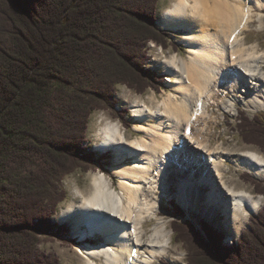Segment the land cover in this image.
<instances>
[{
	"label": "trees",
	"instance_id": "obj_1",
	"mask_svg": "<svg viewBox=\"0 0 264 264\" xmlns=\"http://www.w3.org/2000/svg\"><path fill=\"white\" fill-rule=\"evenodd\" d=\"M158 1L0 0V264H59L41 239L74 245L52 219L67 197L62 181L96 167L109 174L108 157L86 144L90 115L115 114L118 85L164 89L144 66L148 43L177 48L158 27ZM238 112L235 130L264 153V120ZM243 179L264 197V179ZM172 208L186 264H264V203L230 244Z\"/></svg>",
	"mask_w": 264,
	"mask_h": 264
},
{
	"label": "bare ground",
	"instance_id": "obj_2",
	"mask_svg": "<svg viewBox=\"0 0 264 264\" xmlns=\"http://www.w3.org/2000/svg\"><path fill=\"white\" fill-rule=\"evenodd\" d=\"M263 15L264 0H171L162 10L158 27L180 31L178 40L186 47V58L172 53L160 64L174 78L171 90L155 104L154 96L149 104L139 97L132 101L133 130L141 133L132 140L118 121L98 118L102 124L95 146L114 151L116 163L110 170L117 185L112 186L110 174L95 171L89 195L75 191L79 200L57 216L71 222L73 234L81 239L101 235L100 243L84 246L83 264H155L166 256L180 262L171 254V237L158 217L155 196L157 190L164 194L168 189L164 178L170 171L180 205L206 212L211 220L220 211L230 240L262 206L263 196L245 182L238 184L240 176L231 174L228 163L234 172L248 171L261 179L264 155L225 147L223 139L212 136V125L218 110L230 113L236 103L264 109V49L245 42L252 23L255 31L264 26ZM152 218L154 226L146 235L143 224Z\"/></svg>",
	"mask_w": 264,
	"mask_h": 264
},
{
	"label": "rangeland",
	"instance_id": "obj_3",
	"mask_svg": "<svg viewBox=\"0 0 264 264\" xmlns=\"http://www.w3.org/2000/svg\"><path fill=\"white\" fill-rule=\"evenodd\" d=\"M171 5V0H159L158 1V18L161 16L162 10ZM264 19V15H263ZM255 23H252V27L245 32V42L247 44L251 43H258L259 46L264 49V26L258 30L255 31ZM169 33V40H171L172 43L177 45V48L172 47L171 45L163 46V45H157L155 43H148L147 45V59L144 62V66L148 68V70L154 71L158 76H160L163 79L164 82V89H161L159 92L155 91L153 88L148 87L144 93H139L137 92L134 88H129L126 87L125 85H118L116 87L115 91V96L117 99V104L115 105L114 110L116 111L115 114L111 113L108 110H95L91 115L89 119V124H88V130H87V142L86 144L90 147V149L97 155V156H103V157H108L109 165L106 166L105 168L108 170V173L111 175V180H112V186L116 187L118 179L115 174L111 173V166L115 165L116 161L114 160V157L106 150L102 149H96V142H98V130L100 128V124H102L98 118L102 115L103 117L110 118L112 121H118L120 124L121 130L123 131L124 135L126 136V139L132 140L135 137H139L141 135L140 132L133 130L134 124L137 123L135 120V117L133 118V113H132V108L131 104L132 101L135 99H144L149 104V97L154 96L155 97V102L154 104L161 99V95L165 93L166 91H170L171 88L169 86V82L172 78L171 74L167 73L164 71L162 67H160V64L166 60L169 59V56L173 54H177L178 56H181L183 58H186V47L178 40V38L181 35L180 31H171V30H165ZM147 65V66H146ZM139 97V98H138ZM158 98V99H157ZM131 102V103H130ZM126 111V112H125ZM238 111H243L245 114H247L249 117H253V115H258L264 120V109H250L244 106H241L239 103H236V108L232 109L230 113H225L220 110H218L217 115L218 119L213 122L214 125L213 131H212V136L213 137H220L221 139L224 140V146L227 148H248V149H254L264 155L262 150H260L259 147L253 145V144H248L242 141L240 135L238 132L235 130V126L237 124V116H239ZM124 112V121L122 122V118L119 117L118 113ZM220 116V117H219ZM127 123L129 127L126 126ZM216 136H215V135ZM96 135V136H95ZM214 142V141H213ZM236 143V144H235ZM227 145V146H226ZM230 146V147H229ZM110 155V156H109ZM125 162L128 163L130 162V158H125ZM102 163H107V162H102ZM228 163V162H227ZM231 167V174H239L240 179L237 180L238 184H241L243 182L249 184V189L256 193L254 191V187L251 183L245 181L243 179L245 173H248L252 178H254L250 172L248 171H240L237 170L236 172L232 171L233 166L228 163ZM95 171H101L99 170L98 167H96L95 170H90L87 172H82L79 170H76L69 175H67L63 181L62 184L64 188L67 191V197L66 199L58 206L57 213L52 217L54 222H57L59 225H66L69 229V238L74 239V245H67L65 243H62L60 241H45L41 239L40 244H39V249L42 251H45L46 253H54L59 257V264H83V257H82V247H87L85 244V241L81 240V237H78L77 235L73 234L72 232V223L69 221L62 222L59 220L58 213L65 208L69 203L71 202H77L79 197H76L77 195L74 193L77 190H81L84 194L89 195V192L92 190V184H91V175ZM168 181V189H166V192L163 194L161 191L162 190H157L155 192V196L157 197L158 203L160 208L158 209V217L161 218L166 224L165 227L167 228V233H169V236L171 237L170 241V247H171V254L173 253L175 255H178L179 261L180 262H173L171 261L167 256L162 257L161 260H157L155 264H186V254L187 250L185 246L179 242L175 241L174 239V233L171 228V222L175 219L174 214H173V208H172V203H175L182 209L184 212V215L181 220H190L195 227L201 228V223H205L208 226H211L217 230H220L224 233V243L225 244H230L233 241H236L238 239V236L236 239L230 240L227 236V232L225 231L224 225L221 222L220 218L221 212H217L216 217L211 218L208 216L206 212L201 214V211H194L190 210L187 211L184 209L180 203L177 201L176 197L174 196L175 192L177 191V181L176 178L174 177L172 171L169 172V175L167 178H164ZM256 181H261L264 179V176L261 179H256ZM203 188V187H200ZM160 191V192H159ZM257 194V193H256ZM162 195V196H161ZM262 196V195H261ZM264 199V197H263ZM76 200V201H74ZM161 200V201H160ZM264 203V200H263ZM263 206V204H262ZM261 206V207H262ZM259 208V210L261 209ZM258 210V211H259ZM254 212L251 216L256 215L257 212ZM220 214V215H219ZM194 218L196 219V222L194 221ZM250 221V218L248 219L247 223L243 226L242 230L248 227V223ZM155 223V218H152L150 221H147L143 224V229L147 231L146 235H150L149 230H151L154 226ZM199 224V225H198ZM241 230V232H242ZM169 231V232H168ZM203 234V230L201 231ZM241 234V233H240ZM99 238V236H97ZM91 241V242H90ZM86 243H90L93 245L100 243L99 240H88ZM84 247V248H85ZM167 258V259H166Z\"/></svg>",
	"mask_w": 264,
	"mask_h": 264
},
{
	"label": "snow or ice",
	"instance_id": "obj_4",
	"mask_svg": "<svg viewBox=\"0 0 264 264\" xmlns=\"http://www.w3.org/2000/svg\"><path fill=\"white\" fill-rule=\"evenodd\" d=\"M246 18V17H245Z\"/></svg>",
	"mask_w": 264,
	"mask_h": 264
}]
</instances>
